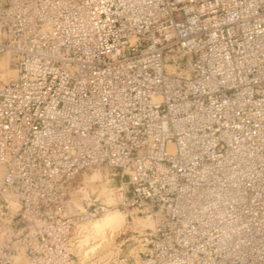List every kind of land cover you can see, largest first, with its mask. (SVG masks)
<instances>
[{
    "label": "built area",
    "instance_id": "obj_1",
    "mask_svg": "<svg viewBox=\"0 0 264 264\" xmlns=\"http://www.w3.org/2000/svg\"><path fill=\"white\" fill-rule=\"evenodd\" d=\"M118 205L131 264H264V0H0V264H91Z\"/></svg>",
    "mask_w": 264,
    "mask_h": 264
},
{
    "label": "rangeland",
    "instance_id": "obj_2",
    "mask_svg": "<svg viewBox=\"0 0 264 264\" xmlns=\"http://www.w3.org/2000/svg\"><path fill=\"white\" fill-rule=\"evenodd\" d=\"M169 68V67H168ZM111 171L102 167L96 170L82 172L74 182V186H84L90 198H98L97 202L109 203L117 195L116 189L123 187V180H120L121 171H116L117 176L109 181ZM127 211L118 205L117 209L111 210L99 216L84 232L80 234L78 246L75 253L83 257L85 261L92 264H131L135 257L136 250L141 243L130 231L133 227L127 224L125 214ZM106 217L121 218V223L113 229L108 227L98 232L92 226L95 222L101 223ZM135 225L152 227L153 221L150 218H134Z\"/></svg>",
    "mask_w": 264,
    "mask_h": 264
},
{
    "label": "bare ground",
    "instance_id": "obj_3",
    "mask_svg": "<svg viewBox=\"0 0 264 264\" xmlns=\"http://www.w3.org/2000/svg\"><path fill=\"white\" fill-rule=\"evenodd\" d=\"M1 67H5L4 63H1ZM5 72L10 76H14L15 74V71L12 69H7ZM120 223H121V218L106 217L105 219L101 221V223L95 222L92 226H94V229L100 232V231H103V229L108 228V227L113 229L114 227L118 226Z\"/></svg>",
    "mask_w": 264,
    "mask_h": 264
}]
</instances>
